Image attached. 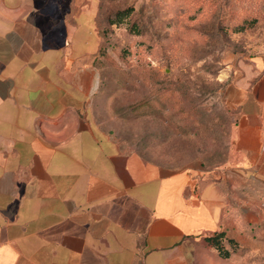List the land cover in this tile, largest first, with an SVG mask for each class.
<instances>
[{"label":"crops","instance_id":"1","mask_svg":"<svg viewBox=\"0 0 264 264\" xmlns=\"http://www.w3.org/2000/svg\"><path fill=\"white\" fill-rule=\"evenodd\" d=\"M100 2L0 0V264H264V54L227 160L163 166L94 117Z\"/></svg>","mask_w":264,"mask_h":264},{"label":"rangeland","instance_id":"2","mask_svg":"<svg viewBox=\"0 0 264 264\" xmlns=\"http://www.w3.org/2000/svg\"><path fill=\"white\" fill-rule=\"evenodd\" d=\"M98 21L95 119L163 166L225 162L229 88L264 54V0H101Z\"/></svg>","mask_w":264,"mask_h":264},{"label":"trees","instance_id":"3","mask_svg":"<svg viewBox=\"0 0 264 264\" xmlns=\"http://www.w3.org/2000/svg\"><path fill=\"white\" fill-rule=\"evenodd\" d=\"M132 9H133V7H132L131 5H129V6H126V7H124V8L117 9V10L113 13V15H114L115 17H119V18H121L122 16H124V15H128L129 13H131ZM107 20H108L109 23H112V20H113V19H111V17H109V18H107ZM241 28H242V26H237L235 29H236V30H239V29H241ZM100 32H101L102 39H103V32H102V27H101V26H100ZM100 48H101V47H100ZM99 50H100V49H99ZM98 54H99V53H98ZM97 56H98V55H97ZM96 60H97V57H96V59H95V62H96ZM96 65H97V63H96ZM227 149H228V152H229V141H228V147H227ZM219 234H220V233H219ZM206 239L208 240L209 243H211V244H212V245L218 250V252H219L221 255L227 256L228 251H227V250L221 245V243H220V241H219V239H218L217 236H207Z\"/></svg>","mask_w":264,"mask_h":264}]
</instances>
